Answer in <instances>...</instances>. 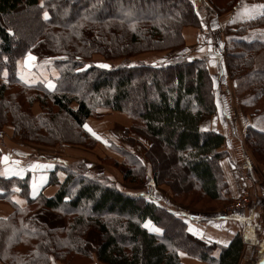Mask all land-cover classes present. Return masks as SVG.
I'll use <instances>...</instances> for the list:
<instances>
[{
    "label": "trees",
    "instance_id": "trees-1",
    "mask_svg": "<svg viewBox=\"0 0 264 264\" xmlns=\"http://www.w3.org/2000/svg\"><path fill=\"white\" fill-rule=\"evenodd\" d=\"M206 1L221 15L237 4ZM30 10L34 13L26 18ZM204 10L211 11L194 0H0V158L6 152L5 131L13 141L43 148L97 144L87 121L106 109L128 114L135 131L150 143L147 159L156 185L169 186L176 197H192L187 199L192 208L214 204L212 211L218 212L230 204L221 168L226 138L201 130L202 120L218 112L208 59L179 57L165 64L109 68L92 63L97 55L126 61L145 52L184 48V29H202ZM259 31L264 32V10L230 29L226 48L238 98H248L242 108L253 109L252 117L261 113L256 108L264 99V41L252 39ZM15 39H20L16 50ZM27 53L38 60L61 57L52 62L48 83L21 80L17 65ZM35 105L41 109L37 115ZM246 144L264 164V131L249 126ZM122 151L124 182H145L146 165ZM44 171L49 173L47 186H58L53 197L30 196V170L24 176L0 177V203L14 209L8 219H0V264H185L183 254L205 264H240V235L227 246L197 238L186 218L143 194L121 190L105 176L92 175L83 162L57 163ZM14 195L27 205L14 203ZM40 209L61 214L64 226L28 228L26 219ZM146 222L162 235L150 232ZM91 234L97 235V244Z\"/></svg>",
    "mask_w": 264,
    "mask_h": 264
},
{
    "label": "rangeland",
    "instance_id": "rangeland-1",
    "mask_svg": "<svg viewBox=\"0 0 264 264\" xmlns=\"http://www.w3.org/2000/svg\"><path fill=\"white\" fill-rule=\"evenodd\" d=\"M194 1L199 6H202V4L203 6L208 5L211 11L204 10V13L206 14V21L202 29H184V37L186 40V46L184 48L169 50L166 52H145L127 59L126 61L123 59L106 60L102 56L97 55L93 57L92 63L109 68L126 63L137 65L139 63H143L145 59H152L153 62L158 64H165L179 57L188 59L206 58L210 64V69L214 68L213 66L215 63L217 65L219 64L218 69H228L226 48L229 44L228 40L230 29H237L245 20L259 17L263 13L264 2L261 0H236V7L227 14L221 15L219 12H215L210 3L206 0H201V3L200 0ZM32 13H34L33 10H30L25 17L28 18V16H31ZM254 38L264 41V32L259 31L253 34L252 39ZM19 43L20 39H15L14 50H16ZM58 59H61V57H48L43 60H38L36 55L27 53L18 62V75L21 80L28 85H35L38 82L48 83L51 75L53 74V69H55L52 62ZM217 93H220V91H217L216 89V94ZM259 104L260 105L257 106L256 110H261V115H258L259 113H257V116L254 117L253 124L254 127L264 131V105L261 102ZM39 110L41 112L39 105H35L33 108L34 114L37 115L36 113ZM103 110L108 111V113L110 112V116H108L105 120L98 116L99 113H97L96 117L87 121V130L95 137L97 144L84 143L85 148L75 145L43 148L23 142H14L17 143V146L23 145L35 148L36 150L39 149L37 153L40 155V158L42 160L52 161V166L55 164L57 165V163L68 165L71 163L83 162L92 175L105 176L121 190L129 191L130 193L135 194H143L144 196L154 199L169 211L171 208L169 209L168 205H170L174 207V213L180 217H183L181 210H186L190 213L199 212L200 210L203 211L201 213H205L206 216L207 214L214 212L212 210H214L217 205L203 203L201 205L195 204V206H193L194 208H192L188 205L190 201L187 200L188 198L192 199V197H176L169 186L156 185L153 179L150 161L147 159L150 143L142 135L135 131L136 127L134 125L136 124L133 123L128 114L106 109H100V112ZM94 130H96V132ZM87 146L90 147V149L87 150ZM122 150L134 153L144 166L146 165L149 177L148 179L146 178L147 180L145 182L139 184H128L124 182V169L121 167L124 165L123 163L125 161ZM159 151L160 147L157 145L155 152ZM34 157L35 158L30 156V160L36 159V156ZM65 159H67V162ZM138 177L141 178V176ZM159 189H163L164 192V195H160L162 200L160 199L158 194L159 192L157 191ZM163 196L165 198H163ZM239 200L240 199L237 201ZM234 203L235 202H231L217 211H223L229 208L227 212H233L230 209ZM218 205L219 207L222 206L221 204ZM41 225H46L51 228H59L64 226V218L61 214L56 212L47 209H40L26 219V226L31 230L40 229ZM153 226L155 227V225ZM90 240L94 244H97V235L91 234ZM75 264H84V261L76 260Z\"/></svg>",
    "mask_w": 264,
    "mask_h": 264
},
{
    "label": "crops",
    "instance_id": "crops-1",
    "mask_svg": "<svg viewBox=\"0 0 264 264\" xmlns=\"http://www.w3.org/2000/svg\"><path fill=\"white\" fill-rule=\"evenodd\" d=\"M144 62L158 64L152 59H145ZM213 67L210 72L215 78L217 91L221 93L216 94L218 112L202 120L201 130L221 133L226 138V143L220 151L227 153L226 158L221 161V168L229 188L227 198L231 202H236L241 197L247 196L249 203L238 213L231 211L228 213L229 208L212 212L207 216L201 212L181 211L183 217L189 221V231L197 238L219 246H227L233 237L240 235L244 241L240 264H264V164H260L254 158L246 144L247 129L249 126H254L253 109L246 111L242 108V105L247 104L248 98L246 97V100L238 98L236 83L232 80L228 69H218L219 64L216 63ZM261 103L264 105V99ZM39 112L40 110L36 114ZM98 113L103 120L110 116V112L105 110L102 112L99 110ZM3 134L6 152L0 158V177L24 176L30 170L32 172L30 196L37 198L43 193L46 197H53L58 191V186H47L49 173L44 171L53 162L42 160L37 153L39 149L17 146L11 138L10 131H5ZM30 156L33 158L36 156V159L30 160ZM65 161L67 162V159ZM58 178L63 182L65 174L58 173ZM157 191L159 197L161 194L164 195L163 189ZM12 201L20 207L27 205L19 195H14ZM168 206L169 209L171 208L170 211H175L174 207ZM13 212L11 205L0 203V219H8ZM152 224L146 222L145 227L152 233L162 235L163 231ZM219 255V251L214 253L216 258ZM182 260L185 264H205L185 254L182 255Z\"/></svg>",
    "mask_w": 264,
    "mask_h": 264
},
{
    "label": "built area",
    "instance_id": "built-area-1",
    "mask_svg": "<svg viewBox=\"0 0 264 264\" xmlns=\"http://www.w3.org/2000/svg\"><path fill=\"white\" fill-rule=\"evenodd\" d=\"M249 203V198L247 196L240 198L239 201H236L230 210H232L233 212H238L240 211L243 207H245L246 205H248Z\"/></svg>",
    "mask_w": 264,
    "mask_h": 264
}]
</instances>
